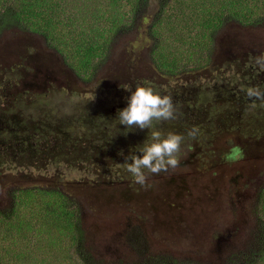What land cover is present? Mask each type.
<instances>
[{"label":"flooded vegetation","instance_id":"1","mask_svg":"<svg viewBox=\"0 0 264 264\" xmlns=\"http://www.w3.org/2000/svg\"><path fill=\"white\" fill-rule=\"evenodd\" d=\"M4 33L13 36L0 51V214L11 211L16 194L29 188L63 194L79 206L81 215L82 207L95 208L92 192L118 197L126 193L133 199L131 204L143 208L148 199L150 207L155 204L156 210H162L153 215L154 224L167 223L181 230L192 221L189 215L197 217L193 211L201 208L203 198L213 199L212 191L204 193L203 187L208 189L210 183L219 186V177L229 173L228 167L233 169L234 162H227L224 156L234 145L243 150L242 159L264 164V101L245 94L249 87L264 89V67L256 63V58L264 56V40L257 41L256 35L242 37L255 41L226 38L223 58L216 57L213 63L211 54L208 63L178 74L158 70L149 57V64H142L138 56L136 61L111 59L107 70L100 63L90 79H84L43 38L38 40L40 36L17 29L0 30V35ZM137 85L171 95L177 118L154 122L149 130H128L119 124L118 111L127 107L130 96L122 87L134 90ZM65 100L72 101L73 106L68 107L73 111L67 112ZM193 128L198 130L197 136L187 138ZM153 130L162 135H185L181 164L148 174L147 183L141 186L126 170V157L140 155ZM261 169L250 172L247 179L263 174ZM153 197L156 200L151 203ZM130 209L134 225L113 216L119 222L120 240L146 244L142 226L149 224L151 216L146 211L136 216L137 209ZM92 212L87 214L89 218ZM210 232L205 231L202 241Z\"/></svg>","mask_w":264,"mask_h":264},{"label":"trees","instance_id":"2","mask_svg":"<svg viewBox=\"0 0 264 264\" xmlns=\"http://www.w3.org/2000/svg\"><path fill=\"white\" fill-rule=\"evenodd\" d=\"M149 1L0 0V30L17 29L41 36L77 76L90 79L108 56L112 39L121 30L133 26L135 15ZM72 3H82L79 9L73 6L74 15L71 13ZM124 3L131 6L128 12L123 9ZM153 4L172 9L177 6L178 15L181 14L175 18L164 16L161 21L165 22V37L170 38L173 45L166 38L160 42L159 25L149 29V36L153 39L149 49L150 61L167 75L178 74L189 67L192 62L188 64L182 60L189 61V56L197 48L201 49L196 56L198 62L191 67L198 68L208 63L216 32L226 23L244 27L264 25V0H154ZM126 18L127 24L124 23ZM180 22L190 26L183 29L178 26ZM190 29L199 30L198 38L193 39L195 42H191L187 33L181 31ZM202 37L207 38V47L197 44ZM159 48L167 49L169 54L160 52L155 57L154 52ZM184 49L190 52L185 58L182 55ZM27 195L33 196V202L26 203ZM263 196L260 203L264 214ZM33 206H37L40 215H36ZM42 209L47 211V216L40 226L38 217ZM61 241L63 243L58 245ZM247 241L242 249L231 253L224 264H264V219L259 223L258 232L249 234ZM32 242L33 245L29 246ZM124 244L132 254L129 260L95 257L92 247L86 244L79 206L56 191L38 188L20 190L16 194L14 208L0 214V264H46L45 258L50 251H57L69 264H194L166 255H149L145 242ZM36 251L40 253L38 257L44 260L37 261Z\"/></svg>","mask_w":264,"mask_h":264},{"label":"rangeland","instance_id":"3","mask_svg":"<svg viewBox=\"0 0 264 264\" xmlns=\"http://www.w3.org/2000/svg\"><path fill=\"white\" fill-rule=\"evenodd\" d=\"M154 0H150L148 5H145L143 8L140 9L139 13L135 15V20L133 21L134 24L132 27L126 28L121 30L113 39L112 43L110 44V54L106 56L102 60L101 67L103 70H107V64L112 65V61L117 58H128L131 60L136 61L137 57H142V64H149L147 57H149L150 54V45L153 39L149 36V29L150 27L154 25H159L158 33L161 37L160 42L162 43L163 38H166L171 45H173L170 38L165 37L167 35V30H164L163 24L165 22H161L162 18L165 16V18H168V16H173L174 18L178 15L177 6L172 9V7H162L153 4ZM81 4H74L72 3V10L71 13L73 14V6L76 9L81 8ZM123 9L128 12L131 9V6L129 4H125L123 6ZM76 13V10L74 11ZM74 15V14H73ZM184 16V13H183ZM128 18L124 20V23L126 22ZM159 24H157V21H159ZM237 24V23H236ZM88 26L92 27V24H88ZM179 27L187 29V26H190L188 23L184 24L180 22L178 24ZM231 28L228 30H223L224 27L220 30H218L216 33V37H214V43L215 45L214 50H211L212 54V60L211 62H216V57L219 59L223 58V48L222 44L223 42L227 41L226 38H233L234 41H255L253 39H244L242 37H245L247 35H256L257 41H260V39L264 40V25L258 26L257 30H250L249 32H246L244 30H238L237 26L235 24L230 25ZM131 30V31H126ZM182 32L187 33V37H190L192 39L191 42H195L193 39L198 38V32L199 30H181ZM177 32H174L176 34ZM2 40H0V51L3 50L4 42H7L10 37L13 35L9 34H2L0 35ZM38 40L42 37H37ZM207 38L202 37V41L199 44V46L205 45V47L208 46L207 44ZM168 43V44H169ZM209 43V42H208ZM217 43V44H216ZM255 44H258L255 42ZM3 46V47H2ZM213 48V46H212ZM11 50H13L12 47H10ZM126 49L129 50L128 54H126ZM201 50L199 48L195 49L194 54L189 56L190 60L187 61V59L182 60L188 62V64L194 65L193 63H196V56L197 52ZM130 52H133L131 54ZM160 52L165 53L164 55L169 54L167 49L159 48L154 52V56L160 55ZM125 53V54H124ZM190 53L187 50H183V57L185 58V55ZM203 56V54H200ZM110 56V57H109ZM115 56V57H114ZM150 58V57H149ZM107 61L105 62V60ZM113 59V60H111ZM109 62V63H108ZM107 63V64H106ZM187 64V65H188ZM186 67L185 70L193 69V67ZM184 67V66H183ZM65 104L68 107L73 106V103L71 100H65ZM65 105H63L64 107ZM73 111L72 109H68L67 112ZM258 164L253 163L250 158L247 159H241L235 161L233 164L234 167L229 168L228 174H224V177H219V183L214 185L216 187V190L219 192V200L220 204H213V208H215V212L218 214V217L215 220L216 223L211 227V232L208 235V237L204 241H197V242H185L183 238L180 240L183 243H171L170 241H165L163 239L158 240L157 234L155 236L152 235L153 238H157L156 240L148 239L146 238V244L147 251L150 254H158V255H166L169 257H174L176 259H179V261H188L192 262L194 264L200 263V264H224L228 256H230L231 253H234L244 247L245 244L248 243L247 239L249 237V234H253L254 231L259 230V223L262 222V219H264V214L262 210V203H260L263 193H264V164H261L260 161L256 162ZM227 168L226 166L224 169ZM257 168H262L260 171L263 170L262 173H258L256 176L249 177L250 181L247 179V176L250 172H255ZM212 185V184H211ZM122 188L123 185H122ZM229 188H231V191H229ZM225 189L226 192L224 191ZM208 191L207 187H203V192L205 193ZM69 192V191H68ZM223 194V195H222ZM130 195V194H129ZM136 197L135 195H133ZM204 197V196H203ZM264 197V196H263ZM131 199L123 200L122 197L115 196V203L112 205L114 207V210H116V216L118 218H122V223L125 224L126 222L130 225L136 224L135 222V216L130 212V207L133 206V209H137L134 213L139 215L140 213H149L150 221L149 224L145 225L146 227L150 225H156L154 224L153 215L156 211V205L152 204V207L148 204V199L144 201L143 208H140L139 204L136 202L131 204ZM152 203L155 202V198H150ZM133 200V199H132ZM27 202H33V196L27 195L26 203ZM36 215L38 213L37 206H33ZM86 209V213H90L92 210V214H90L92 217L104 218L103 227L104 228H116L118 227V223L114 218V214H107L108 211H106V214L102 210H97L96 207H89ZM47 211L42 209L41 210V216H39V222L40 226L42 225L43 220L46 218ZM216 214V215H217ZM40 215V214H39ZM89 216H87V219ZM19 220H22V217L19 216ZM214 221V220H213ZM90 222V221H89ZM85 220V237H86V244L90 245L92 247V254L99 258L104 260H113V261H119L121 259L129 260L132 258V254L129 251L127 246H124L121 244L116 243L114 246H117L120 248V245L123 248H120L118 250L117 248L110 247L111 245L108 242H105L103 232L96 229L94 226H92L91 222L89 223ZM145 226H142V228H145ZM147 227V228H148ZM186 228V227H185ZM183 228V229H185ZM137 229V228H135ZM213 229V230H212ZM41 231V230H40ZM214 231V232H213ZM185 236L190 237V234H186ZM63 243V241L59 242V244ZM53 244V243H51ZM33 242L29 244V246H32ZM60 247V246H59ZM110 247V248H109ZM149 248V249H148ZM113 252H116L114 254ZM34 254L38 257L40 254L38 251L34 252ZM49 256H47L45 259L46 264H69L66 260H64L56 251H50ZM220 256L218 259L217 257ZM37 261L44 260L41 257L36 258Z\"/></svg>","mask_w":264,"mask_h":264},{"label":"clouds","instance_id":"4","mask_svg":"<svg viewBox=\"0 0 264 264\" xmlns=\"http://www.w3.org/2000/svg\"><path fill=\"white\" fill-rule=\"evenodd\" d=\"M256 63L264 67V56L256 58ZM121 87V86H120ZM130 91L127 98V107L118 111L119 124L125 125L128 130L134 127L153 129L154 122L175 120L178 109L173 103L171 95H160L149 86L137 85L134 90L129 86L122 87ZM246 96L264 101V89L249 87ZM198 130L193 128L187 132V138L195 139ZM185 135L168 132L162 135L159 130L151 131L150 142L140 150V155L132 154L126 157V170L131 174L134 181L141 186L147 183L148 174H159L169 168L176 169L181 164V145L185 142ZM190 149V146H187ZM187 153H184L186 156ZM243 150L234 145L224 159L227 162H235L243 158Z\"/></svg>","mask_w":264,"mask_h":264},{"label":"water","instance_id":"5","mask_svg":"<svg viewBox=\"0 0 264 264\" xmlns=\"http://www.w3.org/2000/svg\"><path fill=\"white\" fill-rule=\"evenodd\" d=\"M235 26H237L238 30H244L246 32H249L250 30H257L258 27H244L241 26L239 24L234 23ZM232 24H228L226 27H224L223 30H225L226 28L230 29ZM222 29V28H221ZM227 29V30H228ZM211 186H208V190H211L213 193V199H206L203 198V205L201 206V208L198 207L197 210L193 211V214L197 215V217H192L191 215H189L190 218H192V221L188 222V225L186 226L185 229H181V230H175L172 226L168 225L167 223L163 224H156V225H150L148 228L145 226L144 229V233L146 235V237L148 239L151 240L154 239L156 240L157 238H153V236H155L156 234L159 235V239L161 238H167L171 241V243L175 244L178 241H180L183 237H185L186 234H190V238L187 240V242H197V241H202V236H204L205 231L211 230V227L213 226L214 223V218L216 216V212H215V208H213L211 206V203H213L214 205L217 202V194L218 191L216 190V187H214L213 183ZM93 193V204L96 208H99V210H102L105 212L106 211L104 209H106L108 211L107 214H114L113 216L116 215V210H114V207L112 206L116 201L115 199V195L111 194V193H105V192H98L97 195H95V192ZM119 197H122L123 200H128L130 199V196H128V194H122ZM201 198V197H200ZM152 203V202H151ZM196 203H194L192 201V206H195ZM194 209V207H192ZM162 211V210H161ZM161 211H159L158 209L155 211V215L157 216L158 214L161 213ZM197 213V214H196ZM105 217H100V218H96V217H90L89 219H87V213H86V209L84 207H82V215H81V222H82V228L83 230H85L84 226H85V220L86 221H90L98 230H101L103 232L104 235V240L105 242H108L112 247V248H117L118 250H120V248H123L120 245V248L117 246H114L116 243L121 244L122 241L120 240V236H121V230L120 228H104L103 227V223ZM212 220V221H211ZM157 235V236H158ZM174 241V242H173ZM123 245V243H122ZM109 247V248H110ZM114 254H116V252H113ZM218 259L220 258V256L217 257Z\"/></svg>","mask_w":264,"mask_h":264}]
</instances>
